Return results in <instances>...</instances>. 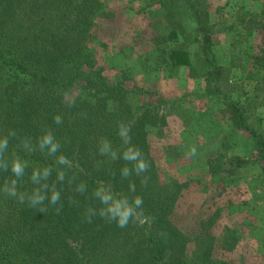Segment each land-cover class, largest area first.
Here are the masks:
<instances>
[{
	"label": "trees",
	"instance_id": "16d2710c",
	"mask_svg": "<svg viewBox=\"0 0 264 264\" xmlns=\"http://www.w3.org/2000/svg\"><path fill=\"white\" fill-rule=\"evenodd\" d=\"M205 1H159L165 18L173 22L169 37L164 38L165 43H173L160 49L161 60L167 68L184 67L191 77L201 78L205 95L225 96L230 87L227 75L240 67L236 62L239 50L232 44L229 68L218 64L213 54L215 28ZM259 12L240 10L229 30L252 24L264 31V10ZM182 13L189 16L198 33L195 54L175 35L174 27L183 29L184 24L176 18ZM106 17L101 0H0V133H16L10 137L3 159L10 162L20 157L28 163L18 185L24 192L33 188L29 179L33 168L54 166L55 158L36 147L43 131L54 132L61 153L71 162V168L61 166L66 173L64 182L57 184L61 203L47 205L46 211L0 194V264H226L213 255L214 238L209 229L214 216L201 224L195 236L183 234L173 222V205L181 186L175 181L161 182L150 154L149 131L166 126L164 111L173 105L177 108V102L159 98L156 104L132 108L130 94L145 93L137 88L131 92L125 86L128 76L109 81L96 69L88 41L94 21ZM246 61L251 65L250 81L255 91H262L264 43L246 56ZM257 98H248L241 106L224 104L231 124L224 136L230 140L242 132L256 150V164L264 173V116H258L251 105L264 106ZM56 115L62 118L60 125L54 123ZM119 122L131 127L133 143L151 163L142 176L122 177L120 169L125 162L98 151L101 138L110 140L117 152L122 150L116 134ZM26 140L31 142L32 151L25 148ZM230 160H236L238 168L247 163L239 157ZM220 167V163L210 165V170L215 173ZM11 178L9 169H0V185ZM129 181L143 197V212L151 218L150 223L133 221L120 228L99 215L86 218L89 208L98 207L91 195L96 185H111L126 193ZM81 182L89 186L88 192L76 191ZM231 241L226 234L223 242L228 245ZM190 243L193 250L188 254Z\"/></svg>",
	"mask_w": 264,
	"mask_h": 264
},
{
	"label": "rangeland",
	"instance_id": "374dc122",
	"mask_svg": "<svg viewBox=\"0 0 264 264\" xmlns=\"http://www.w3.org/2000/svg\"><path fill=\"white\" fill-rule=\"evenodd\" d=\"M159 1L101 0L107 17L94 21L88 41L96 69L109 81L128 76L125 86L130 91L137 88L145 93L131 91L132 108L156 104L159 98L177 102V108L173 105V109L164 111L166 126L151 129L148 138L161 182L175 181L181 186L172 214L178 229L185 235L195 236L201 224L214 216L209 233L214 238L216 259L226 264H264L262 166L256 164V150L242 132L232 135L230 140L224 136L231 130L230 116L225 113L227 105L241 106L253 96L258 97V103H264V87L262 91H255L250 81L251 65L246 61V56L263 45L264 31L252 24L229 30L240 10L259 14L264 10V0L205 1L210 24L215 28L213 54L218 64L229 68L232 44L239 50V60H235L240 67L232 68L227 75L230 87L228 92L224 91L225 96L205 95L203 80L191 77L187 68L164 66L160 49L173 43L164 41L170 35L173 22L165 18ZM176 18L185 26L174 27L175 35L195 54L196 28L187 14ZM251 105L263 118L264 106ZM262 128L264 131V120ZM193 147L197 155L189 158L187 153ZM230 157L242 158L247 163L238 168V162ZM219 163V171L210 170V165ZM226 234L234 245L223 242ZM192 250L190 243L188 254Z\"/></svg>",
	"mask_w": 264,
	"mask_h": 264
},
{
	"label": "clouds",
	"instance_id": "9594fccd",
	"mask_svg": "<svg viewBox=\"0 0 264 264\" xmlns=\"http://www.w3.org/2000/svg\"><path fill=\"white\" fill-rule=\"evenodd\" d=\"M54 123L60 125L62 118L59 115L54 117ZM116 134L123 144L121 151L117 152L110 140L101 138L98 142V151L101 155H106L112 160L121 159L125 162L120 169V174L124 178L130 176H142L151 168V163L145 157L142 149L133 143L131 127L126 122H119L116 126ZM16 133H0V169H9L12 177L7 184L0 185V194H7L9 197L17 199L20 203L27 202L32 208L43 212L47 205H59L62 200L61 190L58 183L64 182L66 173L63 168H71V162L61 153V145L51 130H45L36 141V147L48 156L54 157V166L36 167L31 170L29 179L33 188L30 192L19 190V182L25 177L28 163L20 157H14L9 161L3 159L10 143V137ZM25 148L33 150L31 142H24ZM189 158L197 155L196 148H191L187 153ZM63 166V168L61 167ZM55 172V181L52 180ZM128 191H116L111 185L103 183L96 185L91 190L92 197L98 202L97 208H89L86 218L99 215L109 222H115L120 228L127 227L133 221L150 223L151 218L144 215L143 197L137 192L136 184L129 181ZM78 193H86L89 186L81 182L76 186Z\"/></svg>",
	"mask_w": 264,
	"mask_h": 264
}]
</instances>
